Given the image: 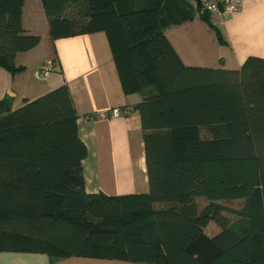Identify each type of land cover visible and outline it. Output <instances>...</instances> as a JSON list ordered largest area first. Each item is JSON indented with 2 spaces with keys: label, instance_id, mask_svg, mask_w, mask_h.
<instances>
[{
  "label": "trees",
  "instance_id": "trees-1",
  "mask_svg": "<svg viewBox=\"0 0 264 264\" xmlns=\"http://www.w3.org/2000/svg\"><path fill=\"white\" fill-rule=\"evenodd\" d=\"M24 1L0 0V68L10 73L24 69L16 54L41 40L23 29ZM41 4L51 40L105 31L124 91H142L135 109L149 191H85L87 148L65 84L15 108L0 98V251L264 264V58L232 69L185 66L163 31L192 18L186 0ZM237 198V208L219 202ZM211 221L219 229L207 234Z\"/></svg>",
  "mask_w": 264,
  "mask_h": 264
},
{
  "label": "crops",
  "instance_id": "crops-1",
  "mask_svg": "<svg viewBox=\"0 0 264 264\" xmlns=\"http://www.w3.org/2000/svg\"><path fill=\"white\" fill-rule=\"evenodd\" d=\"M186 1L192 18L163 31L185 66L232 69L240 67L248 56L264 58V0H244L231 17L222 20L211 14L209 22L199 16L196 0ZM21 21L23 29L40 35L41 40L32 49L16 54L15 64L22 65V71L10 73L0 68V98L15 108L25 98L65 84L77 115V133L87 148L81 161L85 191L115 196L147 194L143 134L135 109L142 91H124L107 33L95 31L51 40L41 0L24 1ZM214 27L224 43L217 39ZM49 58L54 60V70L38 82L33 73ZM114 108L119 113L111 116L108 113ZM0 264L149 263L97 256L51 259L45 253L0 251Z\"/></svg>",
  "mask_w": 264,
  "mask_h": 264
},
{
  "label": "built area",
  "instance_id": "built-area-1",
  "mask_svg": "<svg viewBox=\"0 0 264 264\" xmlns=\"http://www.w3.org/2000/svg\"><path fill=\"white\" fill-rule=\"evenodd\" d=\"M244 0H196L201 11L209 15H218L225 20L235 14ZM54 70V61L49 58L44 60L40 66L34 71V77L39 81H44ZM119 113L118 108L111 109L108 114L115 116ZM104 116V113H100Z\"/></svg>",
  "mask_w": 264,
  "mask_h": 264
},
{
  "label": "rangeland",
  "instance_id": "rangeland-1",
  "mask_svg": "<svg viewBox=\"0 0 264 264\" xmlns=\"http://www.w3.org/2000/svg\"><path fill=\"white\" fill-rule=\"evenodd\" d=\"M37 31H40L39 26H37ZM34 76V73H33ZM35 78V77H34ZM36 79V78H35ZM37 80V79H36ZM38 82H42L37 80ZM198 205L199 207H202L203 205L206 204V200L204 198H199L197 199ZM220 203L226 205V206H230L232 208H237L242 204V199L241 198H237V199H232V200H227V201H219ZM229 221H233L236 219V217L232 214L226 213ZM218 226L214 223V222H209V224L204 228V232L207 234H212L214 232H216L218 230Z\"/></svg>",
  "mask_w": 264,
  "mask_h": 264
},
{
  "label": "water",
  "instance_id": "water-1",
  "mask_svg": "<svg viewBox=\"0 0 264 264\" xmlns=\"http://www.w3.org/2000/svg\"><path fill=\"white\" fill-rule=\"evenodd\" d=\"M198 1V0H197Z\"/></svg>",
  "mask_w": 264,
  "mask_h": 264
}]
</instances>
